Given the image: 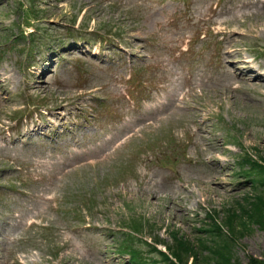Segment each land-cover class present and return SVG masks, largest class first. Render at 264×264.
<instances>
[{
    "label": "rangeland",
    "instance_id": "374dc122",
    "mask_svg": "<svg viewBox=\"0 0 264 264\" xmlns=\"http://www.w3.org/2000/svg\"><path fill=\"white\" fill-rule=\"evenodd\" d=\"M35 2L39 17L50 20L42 28L58 38L55 45L68 34L53 24L81 26L85 31L76 36L90 41L55 54L42 47L41 61H31L41 62L34 76L19 49L0 61V84L7 88L2 95L9 98L0 96V264H130L129 256L106 246L133 216L146 219L149 233L165 240L178 228L193 242L201 240L196 230L211 217L225 232L232 226L242 233L230 262L264 258V229L243 202L254 186L238 166L248 151L264 158V80L255 77L264 73V0ZM22 17L17 1H3L0 45L24 46V40L12 41L15 36L10 41ZM78 58L76 66L71 60ZM248 66L255 72L242 77ZM133 75L137 80L130 82ZM131 91L136 96L129 102ZM24 92L60 94L66 111L16 127L14 135L7 119ZM113 126V137L124 134L109 147ZM166 132L183 138L182 145L167 148L159 137ZM132 134L135 145L157 140L154 154L138 158V170L145 172L139 179L112 181L123 172L129 149L88 164L101 157L104 145L111 151ZM16 237L30 239L19 243Z\"/></svg>",
    "mask_w": 264,
    "mask_h": 264
},
{
    "label": "trees",
    "instance_id": "16d2710c",
    "mask_svg": "<svg viewBox=\"0 0 264 264\" xmlns=\"http://www.w3.org/2000/svg\"><path fill=\"white\" fill-rule=\"evenodd\" d=\"M251 164L254 170V178L256 179L257 176V179H261V183L264 184V163L251 161ZM246 203H248L252 208V211H254L253 215L249 216L255 218V222L259 223L262 229H264V193H258L255 195V197L249 196V198H247L246 200ZM233 212L238 211L233 210ZM140 227H142L141 222H133L132 229L141 231ZM207 231V237L210 238L209 241H207L206 239H202V241H199L198 245L187 242L186 239L181 236L174 235L173 243L171 245H167L171 255L173 256V258H175L176 261H174L169 255L161 253L164 262L166 264H188L189 260L193 258V264H243L242 259H240L239 257L234 258L233 262H230L232 256L229 257V255L231 254L230 251H234L236 241L242 233L238 232L235 227L231 226L229 235H227L222 231V228L219 225L214 226ZM155 241L156 243H166L164 240L159 239L158 237L155 238ZM151 247L154 251H158L155 246ZM206 251L209 253L208 255H205ZM221 251H226V253L224 254ZM228 257L229 260L227 259ZM248 260L249 261L247 264H264V258L261 259L253 256H248Z\"/></svg>",
    "mask_w": 264,
    "mask_h": 264
},
{
    "label": "bare ground",
    "instance_id": "6f19581e",
    "mask_svg": "<svg viewBox=\"0 0 264 264\" xmlns=\"http://www.w3.org/2000/svg\"><path fill=\"white\" fill-rule=\"evenodd\" d=\"M0 83H2L1 80H0Z\"/></svg>",
    "mask_w": 264,
    "mask_h": 264
}]
</instances>
